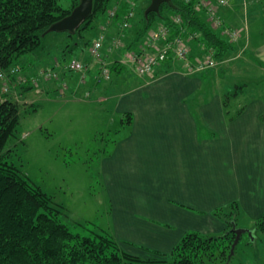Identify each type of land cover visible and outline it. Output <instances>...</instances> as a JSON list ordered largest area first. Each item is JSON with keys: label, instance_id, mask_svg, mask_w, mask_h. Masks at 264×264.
<instances>
[{"label": "crops", "instance_id": "1", "mask_svg": "<svg viewBox=\"0 0 264 264\" xmlns=\"http://www.w3.org/2000/svg\"><path fill=\"white\" fill-rule=\"evenodd\" d=\"M245 5L249 7L246 16L241 13ZM199 12L208 20L204 11ZM219 12L225 26L240 33L235 52L264 63V0H230ZM121 24L105 16L99 25V34L108 37L104 47L110 59L122 57L124 49L107 50V42L121 35L127 47L135 44L138 51L147 47L148 38L134 40L136 35L124 33ZM221 29L216 30L223 34ZM185 37L191 58L204 61L203 45ZM91 47L82 61L92 59L99 65L90 54ZM66 60L54 59L60 78L42 82L45 97L35 104L61 100L68 93L103 104L106 112L120 117L123 134L104 154L101 174L113 232L125 250L142 257H151L152 251L170 255L188 232L224 233L227 223L214 210L233 202L252 215L264 216V122L260 118L264 101L260 97L247 101L245 112L228 122L222 96L231 87L218 92V83L215 92L204 90L203 71L191 74L183 61L168 60L147 80L139 77L131 91L120 93L86 84L97 81L91 66L85 72L70 73ZM22 61L27 74L49 69L47 63L37 67L33 57L23 56ZM215 71L209 75L216 84L227 77ZM116 73L121 76L119 82H128L124 67ZM230 73L231 78L238 74ZM59 81L71 86L65 95ZM159 85L167 89H148ZM126 114L129 122L124 123Z\"/></svg>", "mask_w": 264, "mask_h": 264}, {"label": "rangeland", "instance_id": "2", "mask_svg": "<svg viewBox=\"0 0 264 264\" xmlns=\"http://www.w3.org/2000/svg\"><path fill=\"white\" fill-rule=\"evenodd\" d=\"M151 2L152 0H109L105 10L99 6L92 13L94 15L88 21L90 22L88 23V27L78 29L74 33L67 31L50 32L44 37L41 45L34 52L24 57H33V60L38 64L37 67L44 66L47 63L49 65L48 68H54V59L65 57L67 59L66 61L71 59L84 60L90 47L100 36L99 25L101 20L105 16H108L110 19H116L123 23L124 18H119V11L122 5L127 3L128 6L131 4L135 16L136 14L137 16L131 20L129 27H124L121 24L122 30L124 33L130 31L133 35H136L134 40L144 41L152 33L164 26H168L165 24V16L163 17L164 14H169L166 7L162 9L160 15L153 17V24L151 23L147 26L148 21L145 18V12ZM62 4L68 6L69 0H62ZM111 10H115L116 12L113 18L110 17ZM248 10L249 7L246 5L241 7V13L244 16H246ZM210 26L215 30L220 29L215 28L211 24ZM222 32L223 34L221 36L237 45L235 43L236 40L234 41V39L226 36L225 29ZM178 36H182L183 38L186 36L192 40L199 41L204 49L206 48V42L202 40L201 33L198 31L187 33V30L184 28V31ZM124 40L125 38L123 37ZM136 47L135 44L127 47L124 41V47L120 49H124L123 52L144 51H138ZM213 52L215 54V51ZM104 54L111 68L110 76L103 77L104 75L102 76L99 73V65L91 59L89 62L85 61V63L91 66L90 72L94 70V77L97 81H86L85 83L89 84L88 82H90V85H93L92 87L96 89L100 86L104 87L103 89L115 90L120 93L131 91L130 88L137 81H140V76L133 73L127 64L121 63L122 57L120 60H116L115 58L110 59L105 50ZM251 56L249 54L246 56L238 52L230 53L225 60L220 61L218 65L212 67L215 69L218 68V70L222 67L225 68L223 73L225 77L227 76L223 78L225 82H221L222 84L219 83L218 92H220L222 87H231L230 89H232L235 84H243L251 79L260 81L264 77L257 71L258 69L252 68L250 71L249 69L247 71L245 68L246 64L240 63L243 60L250 63L252 67L255 66L251 63ZM171 59L174 61H183L178 58ZM22 60L23 57H21L23 67L21 65L15 67L22 69L23 75L29 77L31 74H27L25 63ZM194 60L198 61L196 59ZM116 62H119L125 68L126 81L128 82H119L121 76L116 73L119 68L112 71V66ZM233 69L238 74L236 77L231 78L230 76L232 75L229 76V72L233 74ZM74 72L71 71L70 73ZM112 73H114L113 76ZM189 73L193 74L191 71ZM33 75L35 74L33 73ZM149 77L150 75L140 78L147 80ZM1 81V95L16 100L21 106L20 124L15 134L9 139L6 147L9 150V161L15 163L24 176L32 183L39 185L53 198L54 203L62 211L63 221L74 232L90 233L95 230L113 231L111 204L104 188L101 174V161L104 154L112 148L114 141L123 134L122 131H119L121 129L120 117L106 112L103 104L86 102L78 100L75 97H69L67 92L71 87L70 84L65 92L67 93L66 96H62L60 98L61 100H46L42 101V103L35 104L36 101L41 100L45 96L42 93L37 94L34 86L29 94H25V92H21V85L13 81L10 92L4 94L2 93V88L5 81ZM215 85L218 84H213L212 87H208L207 89L204 87V90L208 92L212 90L215 92ZM148 89L151 91H162L167 88L159 85L148 87ZM258 92V84L251 83L238 98L233 100V103H246L250 99L255 98ZM71 96L73 95L71 94ZM108 128H111L110 131H108ZM226 211L228 213L232 212L233 215L235 214L238 228L250 230L242 234L234 255L228 264H264V234L255 228L257 220L262 215H252L242 207L238 209L229 207ZM219 234H223V232L206 235ZM229 252L230 250L226 252L224 258L229 256Z\"/></svg>", "mask_w": 264, "mask_h": 264}, {"label": "trees", "instance_id": "3", "mask_svg": "<svg viewBox=\"0 0 264 264\" xmlns=\"http://www.w3.org/2000/svg\"><path fill=\"white\" fill-rule=\"evenodd\" d=\"M108 2L94 0V11L99 6L105 10ZM79 3L80 0H69V5L64 6L62 0H0V71L17 65L23 67L21 57L34 52L49 33L50 27L70 15ZM164 7L169 14L163 17L165 24L172 28V37L181 35L182 27L187 33L198 31L206 42L205 51H215L214 58L218 63L235 52V44L221 36L192 3L184 0H172L171 3L162 4L159 13L145 14L147 26L153 24V17L160 15ZM127 9L128 3L123 4L119 16H123ZM92 15L79 29L89 26ZM175 15L182 18L180 25L174 23ZM250 59L255 66L246 65V70L258 69L264 76V63L256 57ZM117 68H122L119 62L114 63L112 71ZM224 69L219 68L220 76L224 74ZM215 70L218 68L203 71V77L207 80L205 89L216 84L209 75L215 74ZM221 82L225 81H218L217 84ZM251 83L258 84L259 92L255 97L264 101V77L260 81L251 79L243 84H235L222 96L228 122L240 117L247 109L248 102L233 103V100ZM1 84L0 80V90ZM32 87L31 83L21 85L20 91L28 92ZM128 118L129 115H125L123 122H129ZM260 118L264 122V111ZM20 121V104L3 97L0 91V264H228L233 257L237 246L233 249V245L239 228L235 214L228 213L226 209L240 208L237 202L214 210V214L227 223L223 234L188 232L174 246L170 255L159 251H152L151 257L131 253L121 246L112 230L74 232L63 221L62 211L53 198L39 185L32 183L8 159L7 143ZM255 228L264 234V216L257 220ZM228 250L229 256L224 258Z\"/></svg>", "mask_w": 264, "mask_h": 264}, {"label": "built area", "instance_id": "4", "mask_svg": "<svg viewBox=\"0 0 264 264\" xmlns=\"http://www.w3.org/2000/svg\"><path fill=\"white\" fill-rule=\"evenodd\" d=\"M187 3H192L197 10H202L206 13L209 23L215 28H224L226 31V36L231 39L238 40L240 38V33L237 30L230 29L225 26V22L220 15V8L227 7L230 5V0H184ZM133 5V3H132ZM116 14L115 10H111L110 17H114ZM135 17L134 9L131 4L129 5L128 11L124 14L123 26L129 27L131 20ZM175 24L180 25L182 23V18L178 15L173 17ZM182 31L184 28L182 27ZM172 28L169 26H164L158 31L152 33L146 42L147 47L144 48L143 52H132L125 51L122 53L121 63L127 64L130 69L136 75L140 77H146L152 75L154 70L167 62L171 58H178L183 60L188 71L193 73L201 72L208 68H212L218 65V62L214 58V52L205 55L204 61H195L191 58L189 50L186 46L184 38L182 36L172 37ZM197 33V32H196ZM198 34V33H197ZM107 35L102 33L99 38L92 44L90 54L99 63L100 71L99 73L103 77L110 76L111 68L109 67L105 59V43L107 41ZM194 38V37H193ZM107 50L109 52L118 50L124 47V41L122 36L115 37L107 42ZM106 51V50H105ZM66 70L75 72H85L88 65L78 59H71L65 64ZM60 74L57 69L49 68L43 70L35 75L26 77L22 73V69L19 67L12 66L7 70L0 71V80L5 81L2 93H9L11 90V84L14 81L16 84L24 85L31 83L35 87L37 94L42 93L41 82L50 81L52 79H59ZM12 80V81H10ZM63 86V87H62ZM61 95H63L68 87L67 82H63L61 85Z\"/></svg>", "mask_w": 264, "mask_h": 264}, {"label": "water", "instance_id": "5", "mask_svg": "<svg viewBox=\"0 0 264 264\" xmlns=\"http://www.w3.org/2000/svg\"><path fill=\"white\" fill-rule=\"evenodd\" d=\"M171 2L172 0H152L150 6L146 9L145 14L148 15L152 12L159 13L162 4ZM93 11L94 0H80V3L77 7H75L72 13L62 20L54 23L50 27L48 32L50 33L67 31L74 33L81 27V25L87 20V18L92 15ZM244 232H247V230L243 228L237 229L238 236L233 245V249L239 242Z\"/></svg>", "mask_w": 264, "mask_h": 264}]
</instances>
